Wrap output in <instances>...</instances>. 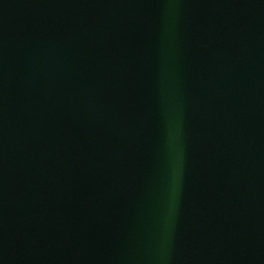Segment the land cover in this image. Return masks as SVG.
Instances as JSON below:
<instances>
[{
	"label": "water",
	"instance_id": "95a60500",
	"mask_svg": "<svg viewBox=\"0 0 264 264\" xmlns=\"http://www.w3.org/2000/svg\"><path fill=\"white\" fill-rule=\"evenodd\" d=\"M0 264H264V0H0Z\"/></svg>",
	"mask_w": 264,
	"mask_h": 264
}]
</instances>
